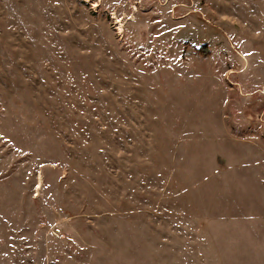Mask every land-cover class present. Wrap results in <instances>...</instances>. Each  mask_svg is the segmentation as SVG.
I'll use <instances>...</instances> for the list:
<instances>
[{"label":"rangeland","instance_id":"1","mask_svg":"<svg viewBox=\"0 0 264 264\" xmlns=\"http://www.w3.org/2000/svg\"><path fill=\"white\" fill-rule=\"evenodd\" d=\"M0 264H264V0H0Z\"/></svg>","mask_w":264,"mask_h":264},{"label":"bare ground","instance_id":"2","mask_svg":"<svg viewBox=\"0 0 264 264\" xmlns=\"http://www.w3.org/2000/svg\"><path fill=\"white\" fill-rule=\"evenodd\" d=\"M113 17H114V19H115V21H116V25H117V28H118V30L120 31V32H122L123 31V24H122V22L115 16V14H113ZM122 20V19H121ZM41 185H42V179H41V177L39 178V182H38V189L41 187Z\"/></svg>","mask_w":264,"mask_h":264}]
</instances>
